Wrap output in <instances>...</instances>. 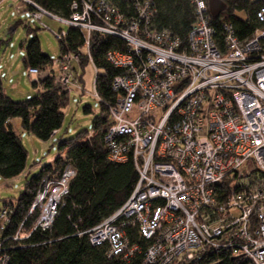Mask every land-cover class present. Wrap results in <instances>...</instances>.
Masks as SVG:
<instances>
[{
	"label": "built area",
	"instance_id": "built-area-1",
	"mask_svg": "<svg viewBox=\"0 0 264 264\" xmlns=\"http://www.w3.org/2000/svg\"><path fill=\"white\" fill-rule=\"evenodd\" d=\"M21 1L33 7V19L47 15L85 35L76 52L53 59L52 69L28 67L33 81L51 78L69 93L78 83L72 62L92 63V32L126 45L105 55L120 72L111 82L116 100L103 138L108 159L131 160L138 179L124 203L86 231L89 242L130 259L140 252L125 232L131 226L148 241L145 264H191L220 249L246 264H264V6L256 11L261 28L241 40L225 23L220 43L206 0H190L195 20L182 43L154 27L152 0H125L131 15L109 0H74L67 18ZM55 35L63 38L66 31ZM74 174L66 163L59 177H42L13 229L10 208H1L0 264H9L15 242L52 228Z\"/></svg>",
	"mask_w": 264,
	"mask_h": 264
},
{
	"label": "trees",
	"instance_id": "trees-1",
	"mask_svg": "<svg viewBox=\"0 0 264 264\" xmlns=\"http://www.w3.org/2000/svg\"><path fill=\"white\" fill-rule=\"evenodd\" d=\"M50 14L67 18L71 13L74 0H30ZM123 12L134 14L133 8L125 0H109ZM155 13L154 27L167 29L173 38L186 42L187 33L195 20L194 6L190 0H152ZM208 3V0H206ZM224 8L216 17H211L210 24L215 29L216 37L222 41L223 24H231L235 35L244 39L263 26L256 17V11L264 6V0H222ZM26 4V9L33 7ZM63 30V29H59ZM66 35L58 39L60 54L76 52L82 47L84 32L68 26ZM25 68L36 67L51 69L53 58L41 49L36 35L25 45ZM110 50H126L125 42L116 36L92 32L89 36V51L92 64L96 69L94 91L99 98L101 111L94 116L91 131L84 130L76 137L61 140L58 148L68 147L63 155H57L51 162L43 164L39 171L29 177L23 190L15 198L2 201L3 207L10 208L9 226L17 227L26 217L39 182L45 175L59 177L66 163L75 174L69 180L68 194L64 205L54 219L48 231L36 230L23 243L15 242L9 251V264H145L143 252L148 241L141 238L137 229L125 228L130 243H138L140 252H135L130 259L121 255H109L107 244L95 246L89 242L87 230L119 208L130 195L137 182L138 174L131 160L118 163L108 159V150L100 130L110 124L108 107L116 100V93L111 82L120 69L107 59ZM89 61L82 59L79 64ZM74 70V68H73ZM73 78L80 79L81 75ZM38 92L30 98L15 101L7 96L1 87L0 79V177L14 178L27 166L28 152L22 143V137L14 131L12 118L20 119L23 132L34 135L41 141H48L56 134L62 124L64 109L67 106L68 92L59 89L51 78L36 83ZM90 111V106H86ZM79 138V139H78ZM38 216V210L28 215V223ZM2 220L0 219V224ZM191 264H246L242 257L235 256L231 249L206 252Z\"/></svg>",
	"mask_w": 264,
	"mask_h": 264
},
{
	"label": "rangeland",
	"instance_id": "rangeland-1",
	"mask_svg": "<svg viewBox=\"0 0 264 264\" xmlns=\"http://www.w3.org/2000/svg\"><path fill=\"white\" fill-rule=\"evenodd\" d=\"M21 5L23 8L18 9ZM67 27L64 22L47 15L42 17L41 22L33 19L30 11L26 9V4L21 0H0V79L2 91L7 96L20 101L38 92L40 87L33 86V80L28 77L23 63L26 54L24 45L36 35L41 49L55 59L60 55L55 33ZM72 66L74 76L81 75V78H78V83L71 85L62 124L58 132L48 141H41L34 135L23 132L20 119L12 118L14 131L21 135L22 143L28 152L27 166L14 178L0 177V207L3 200L18 196L26 180L35 175L43 164L65 153L68 147L59 149V141L76 137L84 130L91 131L93 118L101 111V104L93 86L96 69L90 61H87L83 67L77 61H73ZM54 68L56 69V66ZM40 81L42 80L34 82ZM86 106H90V111H86ZM105 127H101L100 130Z\"/></svg>",
	"mask_w": 264,
	"mask_h": 264
},
{
	"label": "water",
	"instance_id": "water-1",
	"mask_svg": "<svg viewBox=\"0 0 264 264\" xmlns=\"http://www.w3.org/2000/svg\"><path fill=\"white\" fill-rule=\"evenodd\" d=\"M224 8L222 0H208V9L211 17H216Z\"/></svg>",
	"mask_w": 264,
	"mask_h": 264
}]
</instances>
